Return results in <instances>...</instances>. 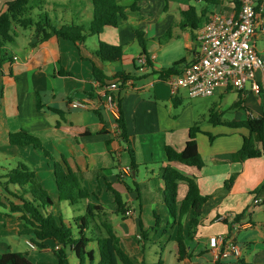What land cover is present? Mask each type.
Returning a JSON list of instances; mask_svg holds the SVG:
<instances>
[{
    "label": "crops",
    "instance_id": "1",
    "mask_svg": "<svg viewBox=\"0 0 264 264\" xmlns=\"http://www.w3.org/2000/svg\"><path fill=\"white\" fill-rule=\"evenodd\" d=\"M12 1L14 0H0V15L6 11L7 4ZM148 1L152 2V0ZM163 1L165 6L152 11L147 16L144 15L141 20L134 19L130 15L126 20L121 21L117 28L103 29L98 36H93L97 39L90 47L86 44V40L79 45L57 37L37 43L32 29L29 30V34H23L21 28H14L15 44L9 49L13 62L3 65L0 71V161L7 162L5 165H0V176L13 169L19 162L23 163L16 161L14 157L19 156L20 151L25 152L27 157L21 160L31 164L39 182L49 196L51 195L53 206L49 212L56 220L62 218L68 223L70 219L73 220L84 214V205L72 208L66 203L67 212L71 217H63L59 211L60 203L63 202L58 200L54 170L48 163L50 160L40 158L41 152L31 146L22 147L9 143L11 133L25 129L37 137L54 158L64 157L73 170H80L83 184L93 194L91 200L108 208L113 215H116L117 206L106 183H110L122 194L132 216H123L122 220H119L120 216L116 215L117 222L114 224L112 221V223L120 237L122 248L136 261H142L145 259V246H143L144 239L142 238L141 242L139 240L141 236L138 222L141 220L143 227L150 224L148 209L156 199L149 189V183L139 179L141 171L149 175L148 181H156L158 202L166 208L161 167L171 166L193 179L202 195L211 196L209 203L203 208L200 224L191 235H189L191 212L182 221L189 257L183 261H178L177 258L178 263L264 264V189L259 191L264 183V157L245 160L235 157L242 147L243 137L248 135H243L242 140L238 138L234 144L229 140L220 142V145H225L224 150L213 151L219 136L226 134L230 136L231 130H236L226 125L227 122H241L264 115V92L256 96L246 87L242 91L230 89L212 96L222 99L226 94L235 92L237 97L242 99L240 107L235 106L237 101L234 103L233 106L237 111L231 119L225 118V111L217 106L202 108V115L200 109L195 108H191L192 110L187 114L183 111L176 114L175 109H181L177 107L182 106L185 99L182 94L184 89L172 95L167 82L160 79L158 74L162 69H168L182 60H186L188 65L194 59L198 48L196 41L198 31L214 15L225 17L238 15L239 11L236 8L238 5L234 0H221L218 5H208L204 0ZM31 4L35 7L40 6L43 10L44 6H50L47 0H31ZM55 5L61 8L66 17V21L58 18L59 26L70 23L81 26L90 24L93 11L91 0H61ZM171 5H176L182 16L176 25H173L168 17ZM190 8H194V12L189 16L190 20H187L183 13ZM128 10L127 7L126 11ZM191 25L199 28L193 30ZM137 31L144 33L146 53L150 62L145 71L135 69L133 72L125 58L126 50L130 46L136 49L135 45H138L139 56L143 52L137 39ZM164 34L168 36L166 41L162 40ZM99 41L123 46L125 53L123 60L118 63H103L96 56ZM179 41L183 43V51L173 57L171 45ZM256 48L264 59V32L257 33ZM94 65L109 78L119 73L131 75V79L124 82L120 80L117 83L115 80L110 83H115L117 86L115 97L120 100L126 128L131 136L130 144L135 151L136 170L131 166L129 144L121 138L119 128H116V119L104 108L102 99L90 97L96 93L95 88L98 86L92 73ZM86 100L94 102L96 108L87 110L70 107L73 101ZM96 112L102 115L104 123ZM214 113L223 116L222 124L214 125L209 120V125H201L202 119L205 120L206 116L210 119V115ZM196 123L200 124L202 130L197 135V144L203 157L204 167L197 169L179 163H170L165 147L171 146L179 152L182 151L189 139V130ZM103 128L106 132H101ZM226 128L229 129V133L224 131ZM37 163H40L42 169H39ZM187 191V184L179 183L178 206ZM0 197L3 198L1 190ZM256 198H261L263 202L254 205ZM135 204L139 207V215ZM55 209L58 210L56 214L53 212ZM164 209L160 207L161 212L163 210V214L166 215L165 211L168 210ZM1 212L0 255L20 252L27 255L33 264L57 263V258L54 261L34 262L28 252H21L19 249L21 243L17 242L18 237L23 236L27 245V241L33 238V229L25 227L18 215H9L3 210ZM152 212L151 215L158 216L161 222V213L156 209ZM240 214L241 218L235 221V216ZM169 224L167 220V225ZM236 225L237 229H235ZM173 229L168 241L173 243L175 250L177 225H174ZM212 236H232L241 248V258L238 261H215L208 248V241ZM48 244L49 248L41 253H53L52 248L55 244L51 242ZM30 250L35 253L40 252L37 249ZM135 252L139 256L135 255ZM74 263L77 264L75 259Z\"/></svg>",
    "mask_w": 264,
    "mask_h": 264
},
{
    "label": "trees",
    "instance_id": "2",
    "mask_svg": "<svg viewBox=\"0 0 264 264\" xmlns=\"http://www.w3.org/2000/svg\"><path fill=\"white\" fill-rule=\"evenodd\" d=\"M121 0H91L93 11L92 19L88 26H81L74 23L54 26L47 13L39 14L34 18L32 12L35 6L31 0H14L7 4L6 11L0 15V71L3 65L13 62V56L10 47L15 44L16 34L14 28L32 29L34 31L37 43L49 40L51 37H57L64 40H70L77 44H83L88 36H98L105 28H117L121 21L126 20V8L119 5ZM208 5H218L221 0H204ZM237 3V10L240 6ZM131 11L138 10L137 5L130 8ZM194 8H190L183 16L190 20ZM193 30L199 27L191 25ZM138 42L143 49L141 55L149 57L146 53V41L143 38V32L137 31ZM196 35V34H194ZM96 56L103 63H118L125 56L123 46L110 45L99 41ZM187 62L182 60L173 64L168 69H162L158 74L160 79L165 80L171 75H178L183 72ZM93 77L97 82L96 93L90 94L92 98H100L99 91L108 86V83L117 81H126L131 79V75L119 73L109 78L105 73L93 66ZM117 101L119 117L116 120L121 138L129 144V154L131 156V166L137 169L135 151L130 144L131 136L128 133L124 121L120 100ZM91 98V99H92ZM242 102L238 98L235 103L240 107ZM99 119L104 123V119L99 112H96ZM223 116L219 113L210 115V123L217 125L222 124ZM228 126L233 128L244 127L248 130V136L243 137L241 149L235 154L240 160L264 157V115L262 117H252L241 122H227ZM101 132H106L103 128ZM199 123L189 130V139L182 151H177L171 146L165 147V153L170 163H179L189 167L202 169L204 167L203 157L201 156L197 144V135L201 133ZM211 139H213L211 137ZM9 143L15 146H31L35 150L47 157L53 163L55 182L58 191V200L66 202L72 208L83 203L84 214L73 219V223H65L62 218L59 221L49 212L53 206V200L48 192L39 182L36 173L26 164L19 162L13 169L0 176V214L5 211L7 214L18 215L23 221L25 227L33 229V238L31 242L40 252L49 248V242L54 243L52 248L57 258L56 264H70V256L73 255L77 264H151L145 259L136 261L121 246L120 237L117 235L115 227L109 218L108 211L105 207L95 200H91L92 195L88 188L83 184V177L80 170L75 171L70 166L69 161L62 157L54 158L42 145L41 141L30 134L25 129L9 135ZM161 176L165 185L164 203L169 215L174 220L172 227L177 225V234L175 237V252L178 261H183L187 257V246L183 235L184 217L191 212L192 218L189 224V235L200 224L204 206H206L211 196H204L200 193L198 184L189 177H186L178 170L171 166L161 167ZM185 182L188 191L181 204L178 206V187L179 183ZM106 186L114 196V202L117 206L116 215L125 216L129 210L123 200L122 194L110 183ZM264 189V183L259 191ZM156 226L150 230L156 229L159 225V217L156 216ZM241 214L235 216L234 220H239ZM225 221V220H224ZM226 222V221H225ZM169 224L168 226H170ZM140 236L147 240L149 233L143 230L141 220L138 222ZM190 237V236H189ZM141 242V241H140ZM0 264H33L27 255L20 252H12L0 255ZM44 264V263H38ZM154 264H163L160 258Z\"/></svg>",
    "mask_w": 264,
    "mask_h": 264
},
{
    "label": "built area",
    "instance_id": "3",
    "mask_svg": "<svg viewBox=\"0 0 264 264\" xmlns=\"http://www.w3.org/2000/svg\"><path fill=\"white\" fill-rule=\"evenodd\" d=\"M239 3L238 15L225 17L212 16L198 31L196 41L198 48L194 59L181 74L171 75L166 79L172 95L186 90L191 98H207L227 90H245L250 85V91L256 96L264 92V59L256 48V35L264 32V0H234ZM140 70L148 67V58L139 56ZM117 86H108L99 91L104 108L117 120L119 110L113 97ZM72 108L95 109L91 100L73 101ZM116 128L118 124L116 122ZM261 198L254 200V205H260ZM125 216H132L128 210ZM238 226H235L237 229ZM30 249L36 246L27 241ZM208 248L215 261H238L242 256L240 246L232 236H212Z\"/></svg>",
    "mask_w": 264,
    "mask_h": 264
},
{
    "label": "rangeland",
    "instance_id": "4",
    "mask_svg": "<svg viewBox=\"0 0 264 264\" xmlns=\"http://www.w3.org/2000/svg\"><path fill=\"white\" fill-rule=\"evenodd\" d=\"M49 1L50 6H44V10L40 8V6H36L34 11L32 12L33 17L34 18H38L39 14H44L47 13L48 16L50 17V19L52 20L54 26L56 27H60L59 26V19H64L63 21H66V17L64 16V13L62 12L61 8L58 7L57 5H55L56 2H60L61 0H47ZM119 5L123 6L126 8L128 7V11L125 10V14L127 15V18L130 17V15L133 16L134 19L137 20H141L142 17L145 15H149L152 11H155L157 9H160L161 7L165 6V1L163 0H152V2L148 1V0H121L119 2ZM138 7V10L136 11H131L130 8L136 6ZM42 6V4H41ZM46 9V11H45ZM169 11H168V17L169 20H171L173 25H176L177 22L179 21L180 18H182L181 14L179 13L178 7L176 5H171L169 7ZM131 11V12H130ZM133 12V13H132ZM71 16V15H69ZM68 16V19H69ZM138 18H137V17ZM71 24V23H70ZM145 28H143L144 30ZM30 29H22V32H24L23 34H29ZM141 30V31H143ZM145 31V30H144ZM175 33V32H174ZM168 36L166 34H164L162 36V40L166 41L168 38ZM97 39V37H93V36H88L86 38V44L90 47L92 42ZM103 42V41H102ZM150 42V41H149ZM183 43H174L171 45V55H173V57L178 56L179 54L182 53L183 51V47H182ZM136 49H133L132 46H130L129 48H127L126 50V54L127 57L125 58L128 66L130 67V70L134 72L135 69H140L141 65L139 63V52L140 49L138 48V45H135ZM260 48V47H259ZM148 50L151 51V49L148 47ZM134 63V65H133ZM247 89H250V85L248 84ZM182 94L184 95L185 99L183 101L182 106L177 107V108H181L179 110L174 111V113H181V111H183L184 114H187L190 110H192L191 108H195V109H200L201 111V115L203 114V109L202 108H212L213 106H217V108L225 111V118H233L235 116V111H237L233 105L234 103L238 100V97L236 95L235 92H230L228 94L225 95L224 98L219 99L217 97H212V98H191L189 97V94L186 90H182ZM164 108V106H163ZM242 112V111H240ZM201 125L206 126L209 125V118L208 116H206L205 120H201ZM217 131L219 130L218 128L216 129ZM225 132L229 133V129H224ZM232 134L230 136H228L229 134H226L224 136H219L218 142L216 143V145L213 147V151H223L224 150V146L225 145H220V142H224V141H231L232 144H234L235 140H237L238 138L240 140H242V136L243 135H248L249 132L246 128L244 127H239L238 129L236 128V130H231ZM234 132V133H233ZM245 133V134H244ZM237 143V141H236ZM41 152V151H40ZM34 154V153H33ZM19 156L14 157L16 159V161H22L23 163H25L28 167H30L32 170H34L31 166V164H27L26 162H24L23 157H27L26 153H22V151H20L18 153ZM40 158H42L44 160V158L46 159L47 157H45L42 153L41 155H39ZM12 160V159H9ZM48 160V158H47ZM4 160L0 161V165H5ZM36 163V162H35ZM49 165H51L52 167V162L48 161ZM39 169L41 168L40 163H37ZM42 169V168H41ZM144 177H143V176ZM143 177V178H142ZM139 179H143L145 180L147 183H149V189L152 192V194L155 197V203L153 205H149V209L148 211L150 212V224L148 226H144L143 229L144 231L149 233V238L146 241H143L142 237L141 239H139L140 241H143V246H145V259L148 263L154 264L156 263L160 258L163 261V264H179L177 261V256H176V252L173 248V243H169L168 241V236L173 232V227H172V222L173 219L171 218V216L169 215L168 212L165 211L166 215L163 214V210L161 212L160 207L163 209L165 208V206L158 202L159 201V193H157V183L155 180L153 181H148L150 179L149 175L147 176V174L144 173V171H141V175ZM132 187L135 189V187L132 185ZM112 197V195H110ZM51 197V195H50ZM163 197V196H162ZM61 207L59 208V211H61V213L63 214V217H71L70 213L67 212L68 209V205L66 204V202L64 203H60ZM83 205V203H80L77 207H81ZM135 208H136V212L137 215H139V207L137 204H135ZM108 211V215L111 221H113V223L115 224L117 222V217L116 215H113V212H111L108 208H105ZM156 209L157 211H159L161 214V222H159V225L156 227V229H152L150 230V227H155L156 226V218L154 216L151 215V212ZM166 210V208L164 209ZM57 209H55L53 212L56 214L57 213ZM153 213V212H152ZM119 216V215H118ZM121 216H120V219ZM167 220L168 222H170V226L167 225ZM68 223H73V220L70 219L68 221ZM147 225V224H145ZM19 241L21 243L20 246V251L21 252H28L29 257L32 261L34 262H38V261H54L56 260V257L53 255V253H41V252H32L27 245H25L24 243V237H18ZM136 244V243H135ZM138 244V243H137ZM143 253V251H141ZM135 255H138L137 252H135ZM143 255V254H142ZM139 256V255H138ZM74 256L71 255L70 256V264H75L74 263ZM189 262V260L187 261Z\"/></svg>",
    "mask_w": 264,
    "mask_h": 264
}]
</instances>
